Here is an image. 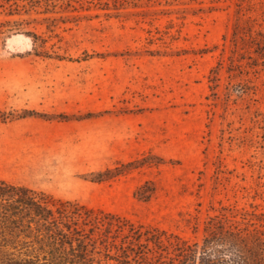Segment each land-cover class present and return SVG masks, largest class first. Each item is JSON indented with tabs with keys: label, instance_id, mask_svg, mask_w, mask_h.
<instances>
[{
	"label": "rangeland",
	"instance_id": "1",
	"mask_svg": "<svg viewBox=\"0 0 264 264\" xmlns=\"http://www.w3.org/2000/svg\"><path fill=\"white\" fill-rule=\"evenodd\" d=\"M0 181L160 235L153 258L253 247L264 0H0Z\"/></svg>",
	"mask_w": 264,
	"mask_h": 264
},
{
	"label": "trees",
	"instance_id": "2",
	"mask_svg": "<svg viewBox=\"0 0 264 264\" xmlns=\"http://www.w3.org/2000/svg\"><path fill=\"white\" fill-rule=\"evenodd\" d=\"M106 215L102 218L85 206L56 203L43 192L0 181V264H133L139 257L138 264H264L263 236L246 251L237 235L217 233L195 250L172 242L173 256L166 260L138 254L135 247L143 242L163 244L162 237L138 234L130 227L126 231L120 218ZM120 232L124 236L119 243Z\"/></svg>",
	"mask_w": 264,
	"mask_h": 264
}]
</instances>
